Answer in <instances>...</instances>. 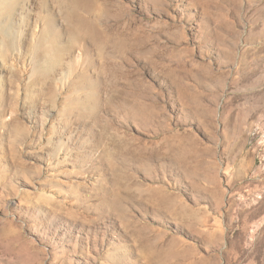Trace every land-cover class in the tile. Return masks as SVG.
<instances>
[{
    "label": "rangeland",
    "instance_id": "obj_1",
    "mask_svg": "<svg viewBox=\"0 0 264 264\" xmlns=\"http://www.w3.org/2000/svg\"><path fill=\"white\" fill-rule=\"evenodd\" d=\"M0 264H264V0H0Z\"/></svg>",
    "mask_w": 264,
    "mask_h": 264
}]
</instances>
